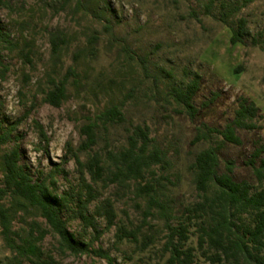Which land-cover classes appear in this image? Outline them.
I'll return each instance as SVG.
<instances>
[{"label":"rangeland","instance_id":"1","mask_svg":"<svg viewBox=\"0 0 264 264\" xmlns=\"http://www.w3.org/2000/svg\"><path fill=\"white\" fill-rule=\"evenodd\" d=\"M244 1L218 0L212 5L211 0H9L0 11V28L15 43L12 49L0 46V135L16 127L10 142L0 148V182L3 156L18 148L21 165L34 180L45 181L56 195L69 194L75 201L82 182L74 153L86 162L95 153L105 157L110 151L119 152L137 125L150 129V137L166 155V162L156 166L154 174L148 173L146 182L156 185L167 212L154 206L146 222L148 199L137 196L135 181L106 187L87 176L98 194L89 215L110 200L117 218L107 228L105 217H96V232L85 229L73 212L64 214L69 231L79 241L93 242L85 255L62 249L37 210H20L14 232L24 238L30 237L33 227L48 232L38 243L43 259L53 257L60 264H168V224L190 222L187 247L195 250L198 263L210 264L199 250V220H188L187 209L202 201L191 165L201 151L221 146L222 139L197 144L194 140L204 125L223 130L232 122L241 96L260 108L258 129H238L242 145L221 146L219 172L225 173L231 163L236 182L259 188L249 162L258 143H264V0L246 7ZM228 11L234 13L230 18L225 16ZM240 19L247 21L251 37L232 44ZM57 31L66 34L68 43L54 56L50 38ZM28 51L32 64L22 55ZM71 67L78 78L69 80L68 99L59 108L44 103L49 76L61 80ZM196 76L201 81L194 100L199 113L192 119L173 91L185 88ZM114 105L122 109L126 122L102 127L95 148L78 152L83 141L80 128ZM39 126L48 143L41 140ZM57 166L62 172L55 170ZM74 201L71 206L76 209ZM4 204L11 207L12 198ZM123 226L139 231L138 243L118 242V229ZM148 237L153 243L144 248ZM15 256L0 226V264H17ZM22 264L30 263L24 259Z\"/></svg>","mask_w":264,"mask_h":264},{"label":"trees","instance_id":"2","mask_svg":"<svg viewBox=\"0 0 264 264\" xmlns=\"http://www.w3.org/2000/svg\"><path fill=\"white\" fill-rule=\"evenodd\" d=\"M216 1L218 0H211V4L214 5ZM253 1L245 0L243 7ZM8 2L9 0H0V11L8 5ZM233 14L232 11H228L225 16L230 18ZM245 37H251V33L247 28V21L240 19L238 29L233 31L231 42L232 44L244 42ZM50 42L53 55L58 56L68 40L64 32L57 31L51 35ZM253 43L255 46L259 45L257 39H253ZM0 46L11 49L15 47L11 35L2 28H0ZM22 55L26 62L33 63L31 51ZM80 57L81 55H77V58ZM70 78L77 81L78 73L74 67H71L61 80L49 76L50 87L44 92L43 102L55 108L61 107L68 99L67 86ZM200 88L201 81L199 76H196L185 88L173 91L176 102L192 119H195L199 113L194 100ZM260 112V108L253 100L241 96L238 98V109L234 120L223 130L204 125L199 130L194 143L220 137L221 146L242 145L243 142L237 130L258 129L255 120L260 116ZM125 122L126 117L117 105L106 109L95 119H89L88 123L80 128L83 141L78 152L88 153L95 148L99 140V130L102 127L107 128L109 125ZM39 128L41 140L48 143L46 132L41 126ZM15 129L16 127L0 135V148L10 142ZM221 146H210L201 151L191 165L194 184L202 201L187 209V212L188 220L191 221L192 218L199 220L197 232L201 256L210 264H264V143H258L249 162L259 185L258 189H254L246 182H236L233 177L234 167L231 163L227 164L226 172L220 174ZM70 151L73 150L70 149ZM74 157L82 182L75 195V201L69 194L56 195L45 181L34 180L21 165L22 155L18 148L3 156L4 179L0 182V226L8 248L16 254L17 264H22L24 259L30 264H60L53 257L43 259L38 247V243L48 234L47 231H37L38 229L33 227L29 238H24L13 231V221L20 210L29 207L37 210L50 228L49 232L59 239L62 249L75 256L91 252L93 242L79 241L69 231L64 218L65 213L73 212V216L82 221L85 229L93 228L96 232H98L96 217H105L108 223L107 228L114 226L117 215L110 200L103 201L96 206L94 214L89 215L90 207L98 199V194L94 185L88 181V175L93 183L102 182L106 187L113 184L123 186L135 181L137 196L147 198L149 203L145 222L152 216L151 209L154 206L160 207L163 214L167 212L166 206L158 199L156 185L146 182V175L154 174V168L166 162L165 153L150 137V129L147 126H132L127 145L119 152L110 151L105 157L95 153L90 155L86 162L81 161L78 154L74 153ZM55 170L62 172V167L57 166ZM144 182H146L145 185ZM8 197L13 200L11 207H6L4 204ZM73 201L76 209L71 206ZM190 226V222H180L176 226L168 224L169 236L165 244V251L170 254L168 264H201L196 260L195 250L187 247ZM138 232L124 226L120 227L117 240L138 243ZM36 233L39 235L36 236ZM13 236H16L19 242ZM152 243V238L148 237L143 242V246L148 248ZM96 253L100 257L109 258L103 251H96Z\"/></svg>","mask_w":264,"mask_h":264}]
</instances>
